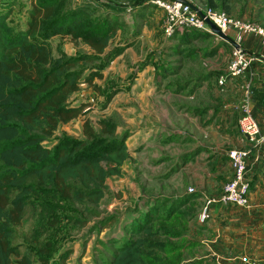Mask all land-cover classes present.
<instances>
[{
	"label": "trees",
	"instance_id": "16d2710c",
	"mask_svg": "<svg viewBox=\"0 0 264 264\" xmlns=\"http://www.w3.org/2000/svg\"><path fill=\"white\" fill-rule=\"evenodd\" d=\"M120 1L32 0L26 26L20 27L9 22L11 0H0V264H66L71 246L52 260L60 233L101 215L98 208L107 195L108 179L124 176L123 166L132 160L128 134L118 135V124L111 118L100 120L98 131L91 121L86 122L83 138L57 137L64 124L83 112L82 105L71 103V96L83 83L102 77L110 59L121 53L119 47L109 50L122 25L121 16L128 11ZM149 1L135 0L132 11L141 15L138 8L145 9ZM236 2L192 4L234 15ZM254 2L259 15L264 0ZM58 36L81 40L94 53L68 57L59 50L56 55L51 39ZM192 37L211 35L185 30L180 39L186 44ZM179 51L184 57L196 54V48L185 46ZM196 87L192 85L191 93ZM183 89L186 84H179L175 93ZM142 195L143 202H137L123 221L117 215L99 218L95 229L116 225L114 230H119L106 242L100 240L106 251L99 257L102 264H180L185 255L195 256L199 242L182 235L190 232V226L200 229L210 218L199 220L196 196ZM218 203L223 204H212ZM28 209L35 212V220L23 253L14 236ZM179 238L181 243L176 242ZM184 260L182 264L204 263Z\"/></svg>",
	"mask_w": 264,
	"mask_h": 264
},
{
	"label": "crops",
	"instance_id": "0c3cea01",
	"mask_svg": "<svg viewBox=\"0 0 264 264\" xmlns=\"http://www.w3.org/2000/svg\"><path fill=\"white\" fill-rule=\"evenodd\" d=\"M188 1L194 3L192 0ZM184 32L185 30L177 33L179 37L176 40L179 44L182 43L179 38ZM141 35L143 34L139 36ZM150 35L152 37L154 32ZM210 35L207 39L192 37L186 43L185 47L190 45L188 48H196V54L184 57V60L199 58L204 67H200L195 77H192L194 85L197 84L194 93L188 94L183 89L187 100L181 99L180 113L174 105L172 94L164 95L159 89L155 90L151 84L154 79H145L141 73L136 78L140 87L135 83L134 89L140 90L134 91L132 100L136 102L137 111L143 116L148 113L150 120L149 126L141 125L138 130L133 131L131 138L134 142L131 147L128 146L132 156L130 161L137 166L134 170L140 177L143 174L141 158L138 159L140 150L145 147L159 149L162 154H153L157 158L171 155L174 159L171 158L173 164L169 171H173L167 178L176 174L184 188L165 196L195 195L199 204V220L200 214L208 206L211 215L209 220L200 229H196V234L188 237L199 242L198 247L202 246L191 257L192 260L202 259L203 264L211 260L215 264H245L241 258L247 256L264 264V45L258 36H239L234 30L229 33L231 41ZM117 37L118 35L116 39ZM126 39L125 37L121 42V46L126 47L135 37ZM200 40L207 43L196 45L195 42ZM238 45L255 60L244 75L230 77L225 84L220 85V76L226 72L234 47ZM131 46L125 49L129 50ZM150 67L149 63L144 69ZM147 85L150 86L148 90L145 89ZM248 85L253 90V114L260 126V135L256 141L250 140L239 128L240 106ZM174 110L182 120L178 130L171 128L173 124L170 120L162 121L166 114L169 118ZM159 111L164 125L160 127ZM167 148H177V151L166 154ZM233 149L250 150L247 176L251 184V207L245 209L220 203L207 205L208 199L218 196L224 184L232 177L229 152ZM192 187L194 191H189Z\"/></svg>",
	"mask_w": 264,
	"mask_h": 264
},
{
	"label": "rangeland",
	"instance_id": "374dc122",
	"mask_svg": "<svg viewBox=\"0 0 264 264\" xmlns=\"http://www.w3.org/2000/svg\"><path fill=\"white\" fill-rule=\"evenodd\" d=\"M150 1L149 3H145L147 6L145 9L140 10L138 8L139 13H141L139 16L135 14L136 11H132L131 7L135 3V0L120 1L125 6H128V11L124 16H121L122 21L120 22H122V25L118 29V37L117 39H113L109 50L113 52L115 47H119L121 49L120 54L124 53L121 56L119 54L110 59L109 64H107L103 71L102 77H97L91 84L83 83L80 90L71 96V103L78 106L82 105L83 112L77 119L68 124H64L57 134V137L67 134L75 138H83V126L86 122L91 121V124L98 131L100 130V120L111 118L118 124L116 131L118 135L128 134L126 144L131 147L134 142L131 138L133 131L138 130L141 125L143 127L146 125L149 126L148 121L150 120L148 113L143 116L139 110L137 111L136 102L132 100L135 91L134 84L136 83L135 85H138L136 78L140 73L145 79L155 80L151 83L155 90L159 89L164 95L172 94L174 105L180 113L182 108L180 104L181 99L187 100V95H184L183 92L175 93L177 92L175 91L177 86L179 84H186L184 92L188 91V94H192L191 87L194 84L192 77H195L200 67L203 68L204 66L200 62V59L196 57L189 61L184 60V55L179 49L184 48L186 44H179V41L176 40V37H179V34H177L178 31L171 36L166 34L164 29V12ZM192 1L196 4L199 3V0ZM254 1L237 0L236 5L232 7V12L234 15L255 20L264 26V11L258 15L257 8H259V5L256 8ZM11 3L13 4V14L9 22L14 23V25H20V27H25L28 9L32 7V0H11ZM240 10H245L243 15L239 12ZM222 11L230 14L226 10ZM103 15L104 11L100 12L98 16L102 17ZM151 32H154L152 37L150 35L152 34ZM140 34L143 35L139 36ZM125 37L127 38L126 40L129 37L131 39L135 37L127 45L131 46L133 43L129 50L125 49L127 46L123 47L120 45ZM195 43L199 46L207 42L200 40ZM51 44L56 55H59V50L64 51L68 57L94 53L90 46L72 37H54L51 39ZM191 46L194 45L191 44ZM135 57H138V59H134ZM149 63L151 67L144 69ZM144 70L146 71L143 72ZM89 71L88 69L86 73ZM149 87L147 85L145 89L148 90ZM115 88L118 89H116L115 93H112ZM110 94H112V97L109 98ZM159 116V127L168 119L173 124L171 128L175 130L181 128L182 120L176 115L175 110L170 114L169 118L166 117V114L162 120L163 122L161 121V111H159ZM169 149H166V154H174L177 151V148L175 150ZM154 152L159 155L162 154L159 149L151 150L145 147L140 150L138 159L141 158V168L143 169V174L140 177L136 175V170H134L137 167L135 163L133 161H127L123 166L124 176H114L108 179L109 189L107 195L102 205L98 208L101 215L90 218V221L85 226L75 225L71 229L60 233L62 234V239L52 260L58 259L60 253L68 246H71L72 251L66 260V264H102L99 257L105 249L102 243H100V240L106 242L108 236L118 234L119 230L117 228V230H114L117 227L116 225L113 229L109 226L102 230L95 229L98 226L97 222L101 216L117 215L120 221H123L126 213L137 202H143L142 192H145V194H159L164 196L173 192L176 193L184 188L180 177H176V174L174 175L173 173L170 178L166 177V174L170 172L169 170L172 167L173 163L171 158L173 157L167 155L170 157L158 156L159 158H157L154 157ZM147 178L152 179L148 180ZM34 220L35 212L28 209L26 219L22 226L17 227L14 243L19 244L20 250L23 253L27 250L26 243L34 228ZM190 228V232L182 235L183 237L186 235L185 237L188 238L192 234H196V228L193 226H190ZM176 242L181 243L182 240L179 238ZM200 248H202L201 245L197 249L199 250ZM189 258V255L184 256V259L187 261L191 259ZM184 259L180 264L185 261ZM207 264H215V262L211 260Z\"/></svg>",
	"mask_w": 264,
	"mask_h": 264
},
{
	"label": "built area",
	"instance_id": "2783aa9c",
	"mask_svg": "<svg viewBox=\"0 0 264 264\" xmlns=\"http://www.w3.org/2000/svg\"><path fill=\"white\" fill-rule=\"evenodd\" d=\"M151 2L164 12V29L169 36L183 30H197L213 34L212 28L208 24V20H210L231 40L232 36L229 33L234 30L239 36L254 34L261 39L264 45V26L255 20L237 17L211 7L202 8L193 5L191 2L178 0H151ZM216 36L220 37L219 35ZM254 60L255 58L250 56L241 45L234 47L232 60L226 72L220 76V85L225 84L230 77L244 75ZM252 95V87L248 85L240 106L239 128L243 134L249 136L250 140L256 141L260 135V126L253 114ZM249 153L250 150L247 149H233L229 152L233 170L232 177L224 184L222 192L218 196L208 199L207 205L221 202L226 205L234 204L239 207H251L249 197L251 184L247 176V157ZM189 191H194V188H190ZM209 217L210 213L208 206H206L200 214V220L204 221ZM241 260L245 264H262L258 260L247 256H243Z\"/></svg>",
	"mask_w": 264,
	"mask_h": 264
},
{
	"label": "water",
	"instance_id": "95a60500",
	"mask_svg": "<svg viewBox=\"0 0 264 264\" xmlns=\"http://www.w3.org/2000/svg\"><path fill=\"white\" fill-rule=\"evenodd\" d=\"M178 1L189 2L188 0H178ZM208 24L212 28L213 34L219 35L224 40H227V41L231 40V38L227 34H225L218 26H216L212 21L208 20Z\"/></svg>",
	"mask_w": 264,
	"mask_h": 264
}]
</instances>
